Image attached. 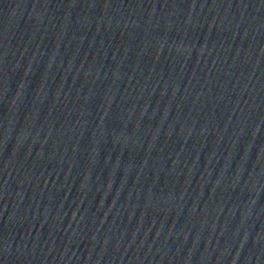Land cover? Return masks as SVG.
<instances>
[{
    "label": "water",
    "instance_id": "obj_1",
    "mask_svg": "<svg viewBox=\"0 0 264 264\" xmlns=\"http://www.w3.org/2000/svg\"><path fill=\"white\" fill-rule=\"evenodd\" d=\"M221 80L264 131V0H138Z\"/></svg>",
    "mask_w": 264,
    "mask_h": 264
}]
</instances>
